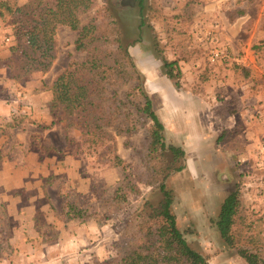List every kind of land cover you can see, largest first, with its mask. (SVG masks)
Masks as SVG:
<instances>
[{"label":"rangeland","instance_id":"obj_1","mask_svg":"<svg viewBox=\"0 0 264 264\" xmlns=\"http://www.w3.org/2000/svg\"><path fill=\"white\" fill-rule=\"evenodd\" d=\"M2 2L32 18L55 11L58 0ZM7 7L0 6L3 60L19 26ZM77 16L81 25L96 18L108 37L116 36L117 23L141 79L106 93L117 92L122 112L141 126L145 119L130 100L143 103L139 91L131 92L142 83L168 126L167 142L185 151L184 169L166 185L190 246L209 264H247L216 225L224 200L237 192V246L264 258V0H93ZM77 35L57 26L47 73L16 81L0 69V264L116 262L144 244L137 217L162 199L146 184L151 123L132 136L110 129L114 144L89 147L81 127L52 107V83L86 55L76 49ZM163 59L177 61L173 78ZM104 103L113 109V99ZM117 156L123 166H115ZM126 183L136 191L125 188L128 202L117 204L116 188ZM67 202L86 218L68 219Z\"/></svg>","mask_w":264,"mask_h":264},{"label":"trees","instance_id":"obj_2","mask_svg":"<svg viewBox=\"0 0 264 264\" xmlns=\"http://www.w3.org/2000/svg\"><path fill=\"white\" fill-rule=\"evenodd\" d=\"M5 5L10 13L19 15L16 43L10 49L11 55L5 60L0 57V69H8L13 80H22L33 73H47L52 68L56 59L55 35L58 25L68 26L77 32L76 49L86 51V55L83 60L70 64L54 80L51 104L54 108L61 107L65 120L81 127L89 147L114 144L116 134L132 136L148 122L151 123L146 153V184L159 190L162 199L158 205L146 203L137 217V232L144 244L135 243L118 261L109 264H209L208 258L192 248L185 233L180 230L173 210L174 198L166 185L172 174L184 169L185 151L167 142L165 126L142 83L131 92L139 91L143 103L130 100L145 119L141 126L133 123L137 120L136 116L122 112V102L117 98V92L111 95L106 93L115 91L117 88L114 87L141 79L129 50L121 43L117 23L112 21L116 36L111 37L99 32L96 18L81 25L77 12L92 9L93 0H58L55 11L51 10L49 14L41 11L32 18L28 9L15 8L13 11L9 5L0 3V6ZM163 67L165 74L173 78L178 63L163 59ZM176 85L179 86V83L176 82ZM112 99L113 109L112 106L107 108L104 101ZM110 129L117 133H112ZM114 164L123 166L124 162L117 156ZM125 188L136 191L135 186L127 183L117 187V204L128 202L126 192H123ZM85 213L75 203L67 202L65 215L68 219L83 220ZM238 215V193L234 192L224 200L216 222L221 238L228 247L236 249L247 264H264V258L257 251L237 246L236 236L241 232L236 231Z\"/></svg>","mask_w":264,"mask_h":264},{"label":"crops","instance_id":"obj_3","mask_svg":"<svg viewBox=\"0 0 264 264\" xmlns=\"http://www.w3.org/2000/svg\"><path fill=\"white\" fill-rule=\"evenodd\" d=\"M68 27V26H67ZM70 29V28H69ZM71 30V29H70ZM159 116V115H158ZM162 121V120H161ZM164 123V122H163ZM164 126H165V129L167 130L168 129V126H166L165 124H164Z\"/></svg>","mask_w":264,"mask_h":264},{"label":"built area","instance_id":"obj_4","mask_svg":"<svg viewBox=\"0 0 264 264\" xmlns=\"http://www.w3.org/2000/svg\"><path fill=\"white\" fill-rule=\"evenodd\" d=\"M219 56V54L218 53H214V57H218Z\"/></svg>","mask_w":264,"mask_h":264}]
</instances>
